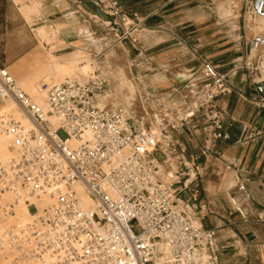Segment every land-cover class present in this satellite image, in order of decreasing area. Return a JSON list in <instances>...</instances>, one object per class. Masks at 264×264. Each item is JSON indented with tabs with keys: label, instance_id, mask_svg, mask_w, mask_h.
Instances as JSON below:
<instances>
[{
	"label": "built area",
	"instance_id": "obj_1",
	"mask_svg": "<svg viewBox=\"0 0 264 264\" xmlns=\"http://www.w3.org/2000/svg\"><path fill=\"white\" fill-rule=\"evenodd\" d=\"M95 3L106 14L128 18L119 0ZM244 67L252 78L262 74L257 64L236 69ZM200 71L195 89L145 93L152 109L147 125L145 117L131 119L123 108L101 105L108 82L99 72L85 80L42 81L49 105L44 111L0 62V107L16 105L0 113V136L9 138L11 150L9 158H0V220L15 215L22 200L32 205L29 196L66 186L22 228L30 262L223 264L217 231L203 225L201 159L210 148L189 152L179 137L194 121L214 144L230 138L218 100L232 92V70L222 72L203 57ZM257 104L264 108V96ZM76 183L91 205L83 203Z\"/></svg>",
	"mask_w": 264,
	"mask_h": 264
},
{
	"label": "crops",
	"instance_id": "obj_2",
	"mask_svg": "<svg viewBox=\"0 0 264 264\" xmlns=\"http://www.w3.org/2000/svg\"><path fill=\"white\" fill-rule=\"evenodd\" d=\"M90 1L0 0V62L10 66L37 48L40 36L36 30L42 25L56 29L61 54L90 45ZM139 1L119 0L123 11L141 17L140 31L158 26L164 29L159 30L163 39L153 44L154 51L138 63L149 65L152 71L146 75L151 81L146 87L149 94L157 96L175 87L195 89L200 83L203 57L211 59L222 72L232 70V92L218 100L230 138L214 144L208 132L191 121L179 140L189 152L210 148L207 157L201 159L205 166L201 181L206 205L203 225L217 231L222 263L264 264V108L257 104L264 90L250 70L236 69L245 63L256 65L247 54L249 43L242 39L240 28L232 25L234 21L222 20L223 14L209 7V2L216 0H142V5ZM33 5L36 10L30 13L28 7ZM169 13L181 16L179 25L172 20L169 26L156 25ZM228 13L226 16L232 18L236 11ZM261 32L256 30L254 37L261 38ZM257 131L261 133L248 139V134Z\"/></svg>",
	"mask_w": 264,
	"mask_h": 264
},
{
	"label": "rangeland",
	"instance_id": "obj_3",
	"mask_svg": "<svg viewBox=\"0 0 264 264\" xmlns=\"http://www.w3.org/2000/svg\"><path fill=\"white\" fill-rule=\"evenodd\" d=\"M95 1H90L92 9L90 45L86 44L70 49L64 55L57 51V36L48 41L40 38L42 36L36 31L40 36H37L40 40L38 47L28 51L22 58L16 59L12 65L8 66L9 70L20 83V86L33 97L30 89L31 82L39 86L42 81L61 83L67 79L85 80L89 77L84 76L78 69L67 74L61 72L58 67L55 68L56 70L52 67L53 62H55L52 54L56 56L58 61L66 64L67 61L63 56H68L71 52L77 51L84 56L83 62L91 63L93 73L99 72L107 79L108 85L105 92L100 95V98L105 96L103 104L114 108H123L131 119L145 117V123L148 125L150 123L148 115L151 114L152 109L149 101L145 98V93L148 92L146 87L151 81L147 79L146 75L152 71L148 68L149 65L139 66L138 63L143 61L144 55L154 51L153 44L163 39V33L159 30L164 29L158 26L150 30L140 31L143 27L140 16L124 11L128 18L126 21H122L120 18L106 14L96 5ZM255 1L216 0L210 1L209 7L223 14L222 20L231 19L234 21L232 25L240 28L242 39L249 43L247 54H251L252 59H255V64L259 66L262 72L264 65V21L262 24L260 23L261 13L256 9ZM142 4L144 2L139 1V5ZM156 4H160V1H156ZM188 5L185 4L184 6ZM97 10H101L107 17L101 16ZM232 10L236 11L234 16L232 18L227 17L228 11ZM169 15L170 13L166 17L162 16L156 25L169 26L168 22L171 20L179 25L181 16ZM260 24L262 32L257 29ZM47 28L55 29L51 25H47ZM134 29L139 30L134 32ZM256 30L261 32L259 34L261 38L254 37L257 35ZM137 40H141L142 43L138 44ZM255 78L259 80L264 78V75L258 71ZM158 157L161 159L160 154ZM48 197L50 195L45 194L37 199ZM45 207L47 206L40 207L35 201H32V205L28 206L31 215L27 224L35 213L41 212ZM16 215L0 220V228H2L0 233V264H33L27 259L24 237L22 234L20 235L23 226L17 218L14 219Z\"/></svg>",
	"mask_w": 264,
	"mask_h": 264
},
{
	"label": "bare ground",
	"instance_id": "obj_4",
	"mask_svg": "<svg viewBox=\"0 0 264 264\" xmlns=\"http://www.w3.org/2000/svg\"><path fill=\"white\" fill-rule=\"evenodd\" d=\"M26 6V5H25ZM36 10L35 5L28 7L29 12H33ZM260 23L264 21V13L260 16ZM258 24V23H257ZM261 24L257 27L258 31L262 30ZM40 36H42L45 40H51L52 38L58 36L57 31L55 29H48L47 25L39 26L36 30ZM55 42V41H54ZM50 44V43H49ZM52 47V46H51ZM55 62H53V68H57L63 72V73H73L74 69H78L84 76H89L93 73V67L91 63L83 62L84 56L81 55L79 52H72L68 56H65V60L67 61L66 64L58 61L56 59V56L54 54L51 55ZM56 70V69H55ZM88 77V78H89ZM84 80V79H82ZM30 89L32 91L33 99L43 108L44 111H47L49 109V105L47 102L46 94L40 90V87L34 83L31 82ZM30 95V94H29ZM31 96V95H30ZM101 105H104V99L105 96L100 98ZM16 109V105L13 102H9L6 105L0 107V113H3L8 110H14ZM27 125H30V121L28 119H23ZM53 122H55L54 118H51ZM9 138L6 136H0V158L6 159L11 156V150L8 148ZM75 189L77 190L78 194L81 196L83 203L85 205H91L92 200L88 197V195L85 192L84 186L82 184L76 183L74 185ZM66 190V186L61 183L56 186H53L49 189L48 193L46 195H50V197L46 199H37L38 197H32L29 196L30 200L35 201L40 207L48 206L54 203L55 197L58 195L59 192H64ZM54 194L55 197L52 195ZM17 215L14 217V219H18L21 226H25L28 223L29 217L31 215L29 208L24 204L23 200L20 202L17 208ZM2 222V221H1ZM5 227V226H4ZM7 227V226H6ZM2 228H0V233ZM46 260L49 262L53 260V257L50 255L45 256Z\"/></svg>",
	"mask_w": 264,
	"mask_h": 264
},
{
	"label": "water",
	"instance_id": "obj_5",
	"mask_svg": "<svg viewBox=\"0 0 264 264\" xmlns=\"http://www.w3.org/2000/svg\"><path fill=\"white\" fill-rule=\"evenodd\" d=\"M255 7L261 14H263L264 13V0H256ZM97 13H99L103 17H107L101 10H97ZM259 88L264 90V82L259 83Z\"/></svg>",
	"mask_w": 264,
	"mask_h": 264
}]
</instances>
